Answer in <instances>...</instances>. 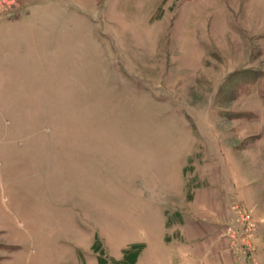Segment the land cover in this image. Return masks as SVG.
I'll list each match as a JSON object with an SVG mask.
<instances>
[{"label":"rangeland","instance_id":"1","mask_svg":"<svg viewBox=\"0 0 264 264\" xmlns=\"http://www.w3.org/2000/svg\"><path fill=\"white\" fill-rule=\"evenodd\" d=\"M0 19V264H264V0Z\"/></svg>","mask_w":264,"mask_h":264},{"label":"crops","instance_id":"2","mask_svg":"<svg viewBox=\"0 0 264 264\" xmlns=\"http://www.w3.org/2000/svg\"><path fill=\"white\" fill-rule=\"evenodd\" d=\"M25 16L26 17H31V14L28 16V14L26 13L24 15V17ZM13 23H15V22L13 21ZM10 25L12 26L14 24H10ZM10 25L8 24V22H6V20L4 21V20L0 19V31H5V29H9Z\"/></svg>","mask_w":264,"mask_h":264},{"label":"built area","instance_id":"3","mask_svg":"<svg viewBox=\"0 0 264 264\" xmlns=\"http://www.w3.org/2000/svg\"><path fill=\"white\" fill-rule=\"evenodd\" d=\"M14 0H0V12L13 5Z\"/></svg>","mask_w":264,"mask_h":264}]
</instances>
